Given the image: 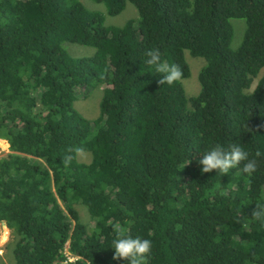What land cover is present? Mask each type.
Wrapping results in <instances>:
<instances>
[{
	"label": "trees",
	"instance_id": "obj_1",
	"mask_svg": "<svg viewBox=\"0 0 264 264\" xmlns=\"http://www.w3.org/2000/svg\"><path fill=\"white\" fill-rule=\"evenodd\" d=\"M92 1L138 16L111 27L80 0H0V223L14 264H127L110 248L117 225L152 241L147 264H264L252 215L264 204V0ZM64 42L96 52L74 58ZM155 49L179 81L158 83ZM185 51L206 61L190 98ZM104 86L99 116L84 118L77 92ZM237 143L255 173H201L200 155Z\"/></svg>",
	"mask_w": 264,
	"mask_h": 264
},
{
	"label": "clouds",
	"instance_id": "obj_2",
	"mask_svg": "<svg viewBox=\"0 0 264 264\" xmlns=\"http://www.w3.org/2000/svg\"><path fill=\"white\" fill-rule=\"evenodd\" d=\"M146 56L147 59L145 63L151 66L155 73L159 75V84L171 85L183 77L181 67L179 65L163 61L161 59V53L158 49L148 51ZM189 163L190 160L186 162L184 166ZM198 165L200 166L202 174L211 173L215 170L217 173L225 176L230 174L232 169L241 167V165L242 171L249 176L257 171V161L255 159H250L249 152L238 143L231 145L228 149L221 144L213 145L205 151L203 155H200ZM252 215L258 221L264 222V204L258 205L253 210ZM0 225L7 227L5 222L0 223ZM115 232L116 235L112 239L110 245V248L114 251L113 259L125 260L127 261V264H147V262L151 259L153 247L152 241L139 236H132L119 225L115 227ZM67 256H69V254H67Z\"/></svg>",
	"mask_w": 264,
	"mask_h": 264
},
{
	"label": "rangeland",
	"instance_id": "obj_3",
	"mask_svg": "<svg viewBox=\"0 0 264 264\" xmlns=\"http://www.w3.org/2000/svg\"><path fill=\"white\" fill-rule=\"evenodd\" d=\"M83 5L91 10L101 12L105 17V24L111 27H122L128 20L137 18L138 14L136 9L128 4L127 7L117 16H109L106 14V9L102 4H97L92 0H80ZM233 27V37L231 41V48L236 49L243 38L245 31V22L241 19H236L231 22ZM63 48L67 53L74 58L91 57L95 54L96 50L93 47L83 46L76 43L64 42ZM185 60L187 61L190 68V76L187 79L182 80L186 96L188 98L195 96L199 92L198 73L203 66L206 65V61L203 58L191 57L187 51L184 53ZM104 87H90L83 88L77 92V99L74 103L75 109L84 118L88 120H94L99 116L100 113V101ZM8 154V147L4 150L0 148V158ZM79 162L89 163L91 161V154L87 152H79L77 154ZM76 209L79 212L81 221H87L89 223L88 212L82 205H77ZM11 240L10 230L6 246ZM4 246V251L0 256V264H14L12 256H10L9 250Z\"/></svg>",
	"mask_w": 264,
	"mask_h": 264
},
{
	"label": "built area",
	"instance_id": "obj_4",
	"mask_svg": "<svg viewBox=\"0 0 264 264\" xmlns=\"http://www.w3.org/2000/svg\"><path fill=\"white\" fill-rule=\"evenodd\" d=\"M5 228L7 229V227H5L4 225H0V256L2 255L3 251H4V246L8 240V236H9V231L8 229L5 230ZM73 259H70V261H72Z\"/></svg>",
	"mask_w": 264,
	"mask_h": 264
},
{
	"label": "bare ground",
	"instance_id": "obj_5",
	"mask_svg": "<svg viewBox=\"0 0 264 264\" xmlns=\"http://www.w3.org/2000/svg\"><path fill=\"white\" fill-rule=\"evenodd\" d=\"M5 230H7V229L5 228Z\"/></svg>",
	"mask_w": 264,
	"mask_h": 264
}]
</instances>
